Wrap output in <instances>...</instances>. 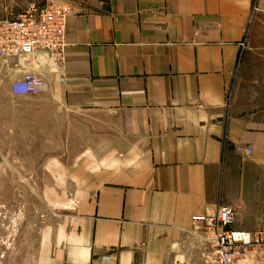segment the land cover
Returning <instances> with one entry per match:
<instances>
[{
    "label": "crops",
    "instance_id": "crops-1",
    "mask_svg": "<svg viewBox=\"0 0 264 264\" xmlns=\"http://www.w3.org/2000/svg\"><path fill=\"white\" fill-rule=\"evenodd\" d=\"M58 2L75 13L63 59L38 60L40 91L108 129L43 193L57 210L52 264H207L192 217L219 204L234 209L233 229L264 230V103L228 97L264 0ZM32 3L44 0H0V20ZM15 65L0 58L4 136L23 97Z\"/></svg>",
    "mask_w": 264,
    "mask_h": 264
},
{
    "label": "rangeland",
    "instance_id": "rangeland-1",
    "mask_svg": "<svg viewBox=\"0 0 264 264\" xmlns=\"http://www.w3.org/2000/svg\"><path fill=\"white\" fill-rule=\"evenodd\" d=\"M21 96H13L12 130L0 131V264H52L57 210L43 193L99 151L108 128L99 113L57 109L45 91ZM228 97L239 106L264 103V13L254 14Z\"/></svg>",
    "mask_w": 264,
    "mask_h": 264
},
{
    "label": "built area",
    "instance_id": "built-area-1",
    "mask_svg": "<svg viewBox=\"0 0 264 264\" xmlns=\"http://www.w3.org/2000/svg\"><path fill=\"white\" fill-rule=\"evenodd\" d=\"M261 11L255 2L253 14ZM74 13L68 3L46 0L43 5L29 4L14 17L0 20V58L15 60L13 73L21 74L11 83L12 94L40 91L44 79L36 70L38 60L43 56L56 62L63 59L66 25ZM234 220V209L220 204L192 217L191 233L203 246L206 263L264 264V230H235Z\"/></svg>",
    "mask_w": 264,
    "mask_h": 264
}]
</instances>
